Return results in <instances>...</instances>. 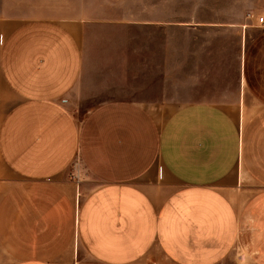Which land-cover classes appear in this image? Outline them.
<instances>
[{
    "label": "crops",
    "instance_id": "obj_1",
    "mask_svg": "<svg viewBox=\"0 0 264 264\" xmlns=\"http://www.w3.org/2000/svg\"><path fill=\"white\" fill-rule=\"evenodd\" d=\"M156 260L264 264V0H0V264Z\"/></svg>",
    "mask_w": 264,
    "mask_h": 264
},
{
    "label": "rangeland",
    "instance_id": "obj_2",
    "mask_svg": "<svg viewBox=\"0 0 264 264\" xmlns=\"http://www.w3.org/2000/svg\"><path fill=\"white\" fill-rule=\"evenodd\" d=\"M169 9H170V11H176L178 8L175 7V6H170ZM179 9H181V10L184 9L185 10V13H187V10L190 9V8L184 6V7H181ZM148 264H166V262H164L163 260H156L155 262L148 263Z\"/></svg>",
    "mask_w": 264,
    "mask_h": 264
},
{
    "label": "built area",
    "instance_id": "obj_3",
    "mask_svg": "<svg viewBox=\"0 0 264 264\" xmlns=\"http://www.w3.org/2000/svg\"><path fill=\"white\" fill-rule=\"evenodd\" d=\"M249 18L252 20H255L258 25L262 26L263 25V18L256 16L254 13L249 14Z\"/></svg>",
    "mask_w": 264,
    "mask_h": 264
}]
</instances>
